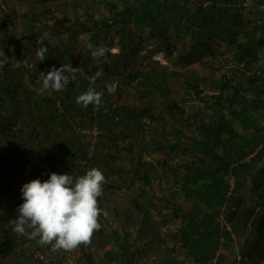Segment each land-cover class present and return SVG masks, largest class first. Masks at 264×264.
<instances>
[{"label":"trees","instance_id":"obj_1","mask_svg":"<svg viewBox=\"0 0 264 264\" xmlns=\"http://www.w3.org/2000/svg\"><path fill=\"white\" fill-rule=\"evenodd\" d=\"M241 1L246 0H103L106 14L97 17L90 11L81 15L73 10L72 19L67 17L66 8L60 6L68 25L89 32L95 46L103 34L113 31L122 50L131 47L135 38L142 37L132 28L133 24L147 28L157 45L169 52L173 50L175 35H186L188 49L181 55L183 59L198 48L212 50L210 40H225L231 56L224 58L228 64L221 62L215 69L220 71L219 76H211L214 91L201 94L197 84L187 81L194 91L188 94L199 99L188 117L184 104L172 94L171 78L151 70H133L128 74L129 83L141 86L136 101L115 102L126 91L118 84L114 94L104 88L103 106L95 111L91 104L84 108L75 102L88 89V79L71 82L62 95L44 96L39 101L25 89L23 78L11 67L12 61L0 69V137L6 138L0 139V259L15 252V237L1 225L18 213L24 183L37 178L47 180L52 172L68 173L75 178L96 167L107 181L103 185L104 195L116 187V163L127 159L144 181V186L136 188L149 191L153 198L170 205L178 220L176 229L185 256L176 258L167 247L160 252L158 264H187L186 260L189 264H220L217 251L231 246L237 240L233 235L241 238L249 226L254 238L244 242L247 260L243 264L264 263V188L250 190L251 178L258 175L264 157V22L252 24L254 20ZM250 1L264 5V0ZM50 13L42 8L34 13V20L42 28L51 27ZM258 15L262 17L264 13ZM56 19L61 24V18ZM6 29L0 20L4 37L0 46L13 58L19 39ZM43 46L48 52L42 68H59L60 62L74 67L77 62L66 41L57 45L47 41ZM156 106L159 115H165L166 125L153 128ZM79 117L83 124L77 120ZM142 117H151L149 125L159 130V137L152 138L157 146L134 152L130 139L136 130L143 131L147 120L137 122ZM93 127L98 129L96 140L90 133L79 131ZM163 147L169 151L163 152V156L155 153ZM28 165L31 180L24 181L23 172ZM103 195L98 198L99 206L108 216L101 214L99 221L110 226L114 244L107 253L108 259L114 264H142L141 253L146 243L139 244L138 240L147 237L153 228L144 203L134 198L141 219L134 235L127 222L129 214L115 208L116 218L111 217L110 205ZM105 229L102 226L99 230L103 233ZM24 242L22 238L18 244ZM55 255H50L48 264H64ZM87 258L86 264L91 263L89 255ZM17 264L30 263L19 256ZM66 264L82 263L78 260Z\"/></svg>","mask_w":264,"mask_h":264},{"label":"rangeland","instance_id":"obj_2","mask_svg":"<svg viewBox=\"0 0 264 264\" xmlns=\"http://www.w3.org/2000/svg\"><path fill=\"white\" fill-rule=\"evenodd\" d=\"M183 1L185 2L186 0ZM243 2L244 1H241L240 3ZM254 5L257 6L255 3L252 4V6ZM60 6L66 8L67 17L71 19L73 18V10H76L81 15H84L85 11H90L97 17L107 13V10L103 6V0H0V20L6 25L8 34L19 39V42L16 43L18 48H15L14 58H10V61L20 64L19 68L14 69L15 72L23 78L22 80H24L25 89L28 93L39 101L42 100L44 96H59L67 90L66 86L61 92L51 90L43 93L40 92L43 79L41 73L46 74L50 69L48 67L42 68V61L37 59L36 52L42 46L37 43L39 39L46 37L44 43L48 41L57 45L59 41H66L71 45V51L77 57V62L74 64V67L82 68L84 73L83 75L78 74L76 81L72 83H77V81L81 82L86 79L85 77L95 75L98 70V62L92 58L87 48V43H92L89 32L84 31L82 28H71L68 25V19L60 11ZM42 8L51 11V27L47 26L42 28L38 25L36 20H34V13L39 12ZM257 16L252 14L251 18L259 22L257 24H261L264 18L259 15ZM59 17L61 18V24L56 21V18ZM132 28L142 37L138 36V38H135L131 43L132 46L125 50L120 48L118 37L113 31L102 35L97 47L105 46L108 49L116 48L119 50V54L114 56L109 54L107 65L110 67H106L102 62L100 63V66L103 68V75L97 78L93 86L95 90L102 93L104 88H107V84L118 82L120 86L123 85L126 88V91L121 99H118V101L113 100L117 103H124V101L128 99L136 101V96L139 94L138 89H140L141 86L137 85V87L135 86L136 83H129L128 74L133 70H139L144 73L151 70L153 72H158L160 76L166 74L171 78L170 84L172 86V94L177 101L184 104L186 108L185 116L188 117L193 114V111L199 104V99L191 98V94H194V91L187 85V81L197 84L199 89L202 90L201 94L207 93L210 95L214 91L211 83V76H219L220 71L215 69L221 62H223V64H228L224 58H230L229 56H231V53L227 51L225 40L221 38L210 40L209 45L212 50L206 51L203 48H198L191 52L187 59H183L181 55L188 49L189 38L186 35L181 33L178 36L175 35L173 50L169 52L160 45H157V42L149 34L147 28L134 24ZM174 30L177 32L176 28H174ZM81 37H83V40H81ZM3 40V34L0 32V44H4ZM9 48L12 49L13 46ZM61 51L64 52V50ZM221 52L228 54H223L222 56ZM62 64L63 62H60L59 67H61ZM224 67L227 66L224 65ZM172 72L174 77H172ZM189 91L191 94H188ZM153 111L152 117L157 118L152 121L153 128L166 125L164 120L165 115L162 117L159 115V107H154ZM77 120L79 123L83 124L84 120L82 118L79 117ZM144 120H147V122L144 125V129H142L143 131L136 130L130 139L133 143L132 146H134V152L135 150L139 151L142 149L145 151L148 147L157 146L156 141H152V138L156 139L159 137V130L155 131V129H152L149 125L151 117H142L137 122H143ZM20 125L21 123L18 126ZM150 134H152L151 137ZM0 139L3 140L6 138L2 136ZM30 148H32V146H30ZM165 150V147H163L161 151L157 150L155 153H162L163 156V152L169 151ZM145 158L148 159L149 156L146 157L145 155ZM115 166L119 168V176L113 179V183L116 184V187L103 195L110 205V212L113 214L111 217L114 218L116 216L115 208H118L122 213H128L129 219H127V222L130 224L129 228L132 233L136 235L137 228L140 224L139 222L141 221L139 211L134 205V198H137L144 203L149 213L148 220L153 224V228L147 232L148 236L143 237V240L141 239L142 241L138 240L139 244L143 242L146 243L141 253V263L158 264L161 259L160 252L167 247L172 249V255L176 258H184L185 254L179 244V237L176 229L178 220L172 215V208L170 205L155 197L153 198L151 192H143L136 188L139 185H143L144 181L140 178V175L136 173L134 166L129 160L121 159ZM30 173L31 165H28L23 172L24 181L31 180ZM120 184L125 188L122 189ZM145 187L148 188V185H145ZM17 216L18 213L2 222L1 227L13 234L16 239V245L14 254L12 253L9 257L1 258L0 264H17L19 256H22V258L30 264H48L52 257H50V255L53 253L50 248L41 246L38 243V239L31 240L14 233L10 221L17 218ZM114 222V225L117 226L118 220ZM100 223L106 228L105 232L101 233L100 230L96 231L90 245L83 246L81 249L77 248L71 252H55V257L64 262V264L67 262L74 263L78 260H80L82 264H86L88 263L87 255H89L92 261L89 264H114L115 262L109 260L107 256L110 248L114 246L108 230L110 226H107L105 222ZM248 228H251V226ZM237 235L238 234H236L235 237L237 241H240L238 242V244H240L237 246L241 247L243 245V237L240 239L239 235L238 237ZM22 238L25 239V242L18 244V241ZM247 238L250 237L247 236ZM223 249H225V247H221L217 251L218 254L220 251H223ZM186 262L189 264L188 260H186Z\"/></svg>","mask_w":264,"mask_h":264},{"label":"clouds","instance_id":"obj_3","mask_svg":"<svg viewBox=\"0 0 264 264\" xmlns=\"http://www.w3.org/2000/svg\"><path fill=\"white\" fill-rule=\"evenodd\" d=\"M45 38L37 41L42 45L36 52L39 61L47 58L48 48L43 46ZM87 48L98 62V70L95 75L85 77L89 80V87L75 98V102L84 108L91 104L95 111H99L103 106V93L96 91L93 86L97 78L103 75L100 63H107L109 54L118 55L119 50L97 47L91 42L87 43ZM11 59L0 46V69ZM11 67L19 68L20 64L13 63ZM41 74L40 92L43 93L49 90L61 92L69 83L76 81L78 74L84 73L82 68L62 64L59 68L53 67L46 74ZM117 86L118 82L107 84L108 93L114 94ZM106 182L104 173L92 167L84 175L75 178L68 173L52 172L47 180L37 178L24 183L21 187L23 203L18 206L17 218L10 221L14 233L31 240L38 239L41 246L50 245L53 252H71L80 246L90 245L93 235L102 227L99 222L101 214L108 216L98 201Z\"/></svg>","mask_w":264,"mask_h":264},{"label":"crops","instance_id":"obj_4","mask_svg":"<svg viewBox=\"0 0 264 264\" xmlns=\"http://www.w3.org/2000/svg\"><path fill=\"white\" fill-rule=\"evenodd\" d=\"M253 2H251L250 0H246L244 1L243 3H241V6H245V11L247 12V15H258V13L260 12V15H261V12L264 13V5L260 6V5H257V6H252ZM262 18H264V16H262ZM254 20V19H253ZM264 21H262L263 23ZM259 22L255 21L254 20V23L252 24H257ZM252 24H250L252 26ZM250 26V27H251ZM260 168L257 169V172L256 176L252 177L251 178V188L250 190L252 192L256 191V190H259L261 188H264V157H263V161L260 162ZM254 231H252L251 229H246L243 233H242V237H243V242H242V246L241 247H238L237 245L238 242L240 241H237V240H234L233 244L229 247H225V249H223V251H220V255H221V262L220 264H243L246 262L247 260V256L245 254V251H244V247H245V244L244 242H248V240H252L254 238ZM246 235V236H245ZM250 237V238H247V240H245V237ZM241 237V238H242ZM240 238V239H241ZM217 258V257H216ZM215 258V260H216ZM214 260V262H215Z\"/></svg>","mask_w":264,"mask_h":264},{"label":"built area","instance_id":"obj_5","mask_svg":"<svg viewBox=\"0 0 264 264\" xmlns=\"http://www.w3.org/2000/svg\"><path fill=\"white\" fill-rule=\"evenodd\" d=\"M78 129H79V127H78ZM79 131H81L83 133H90L93 136V139L96 140V136L98 134V129L96 127H93L91 129H89V128H82ZM231 184H233V180L231 181ZM233 236H234V238H236L235 235H233Z\"/></svg>","mask_w":264,"mask_h":264}]
</instances>
